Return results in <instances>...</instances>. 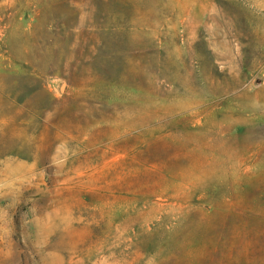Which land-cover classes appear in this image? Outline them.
Wrapping results in <instances>:
<instances>
[{
	"label": "rangeland",
	"instance_id": "374dc122",
	"mask_svg": "<svg viewBox=\"0 0 264 264\" xmlns=\"http://www.w3.org/2000/svg\"><path fill=\"white\" fill-rule=\"evenodd\" d=\"M0 264H264V0H0Z\"/></svg>",
	"mask_w": 264,
	"mask_h": 264
},
{
	"label": "water",
	"instance_id": "95a60500",
	"mask_svg": "<svg viewBox=\"0 0 264 264\" xmlns=\"http://www.w3.org/2000/svg\"><path fill=\"white\" fill-rule=\"evenodd\" d=\"M63 87H64V84H63V83H60V84H59V89L62 90Z\"/></svg>",
	"mask_w": 264,
	"mask_h": 264
}]
</instances>
